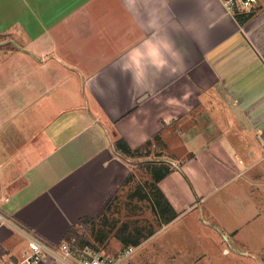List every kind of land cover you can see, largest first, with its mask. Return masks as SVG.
<instances>
[{
    "label": "crops",
    "instance_id": "crops-1",
    "mask_svg": "<svg viewBox=\"0 0 264 264\" xmlns=\"http://www.w3.org/2000/svg\"><path fill=\"white\" fill-rule=\"evenodd\" d=\"M224 1L0 0V211L66 241L132 175L115 142L133 151L158 138L176 152L156 184L176 217L119 257L99 256L264 264V0L243 25ZM154 33L175 42L176 72L136 87L114 68ZM192 237L209 249L190 253ZM26 246L0 223V264Z\"/></svg>",
    "mask_w": 264,
    "mask_h": 264
},
{
    "label": "rangeland",
    "instance_id": "rangeland-1",
    "mask_svg": "<svg viewBox=\"0 0 264 264\" xmlns=\"http://www.w3.org/2000/svg\"><path fill=\"white\" fill-rule=\"evenodd\" d=\"M175 153L166 152L164 144L158 138L142 146L138 154L132 157L134 161L132 175L122 186L121 194L115 197L114 202L108 207L106 215L92 223L90 227L83 226V230L76 229L70 237L85 235L87 242L94 245V247L90 245V249L98 254L102 250L108 249L109 252L113 250L112 256L117 258L124 247L114 249L111 241L120 240L121 237L136 238L137 231L141 236H146L150 232L155 233L161 226L162 218L156 204L160 200L153 189V171L170 170L172 168L170 162L172 157H175ZM189 222L193 224L192 220ZM144 240L141 239L140 243ZM199 244L200 241L192 237L187 250L194 253L200 252L203 248L209 249L205 244L202 243L200 246ZM129 264L135 263L129 262Z\"/></svg>",
    "mask_w": 264,
    "mask_h": 264
},
{
    "label": "built area",
    "instance_id": "built-area-1",
    "mask_svg": "<svg viewBox=\"0 0 264 264\" xmlns=\"http://www.w3.org/2000/svg\"><path fill=\"white\" fill-rule=\"evenodd\" d=\"M224 2L232 14L235 10L251 12L260 7L259 0H225ZM0 223L20 234L27 243L21 260L16 264H114L113 260L101 258L97 252L87 246L78 249L72 248L66 241L58 244L48 243L38 235L8 219L1 211Z\"/></svg>",
    "mask_w": 264,
    "mask_h": 264
},
{
    "label": "clouds",
    "instance_id": "clouds-1",
    "mask_svg": "<svg viewBox=\"0 0 264 264\" xmlns=\"http://www.w3.org/2000/svg\"><path fill=\"white\" fill-rule=\"evenodd\" d=\"M178 55L174 41L154 33L153 36L129 48L122 58V63L114 68V71L122 78H127L134 86L144 87L149 84L150 75L152 80H155L166 70L174 74L176 69L171 66L169 59H176ZM172 102L174 101H169Z\"/></svg>",
    "mask_w": 264,
    "mask_h": 264
},
{
    "label": "trees",
    "instance_id": "trees-1",
    "mask_svg": "<svg viewBox=\"0 0 264 264\" xmlns=\"http://www.w3.org/2000/svg\"><path fill=\"white\" fill-rule=\"evenodd\" d=\"M233 16L236 19V21L238 22V24L243 25L244 23H246L250 19L251 12L243 14V13H240V12L235 10L233 13ZM115 147L122 154H125L126 156H130V157L136 156L139 152V150H133L132 151L123 139H118L115 142ZM168 173H169L168 169L165 171H153V189L157 194V198L160 200V201H157L156 204L159 208L158 213L160 214V216L162 218V222H164V223H169L170 221H172L176 217V214L172 211L170 205L166 202V200L164 199V197L162 196V194L160 193V191L156 187L157 182L159 180H161ZM85 222H88V224ZM94 222L92 220H87V219L84 220V222L81 221L82 224L84 223L83 226L85 228ZM81 223H80V226H81ZM75 231H76V229H72L68 233V236L66 238V242L69 243L72 248L81 249L85 246H87L89 248L91 246L94 247V245L87 242V238L85 235H81V237L76 236V238L70 237V235H72V233L74 234ZM136 234H137L136 238H133V236H130L128 238L121 237L120 242L122 243L123 247H125V248H128V246L136 247L139 245L141 239L149 238L150 236H152L153 232L148 233L146 236H141L139 231H137ZM81 241L82 242L84 241V242L82 243Z\"/></svg>",
    "mask_w": 264,
    "mask_h": 264
}]
</instances>
